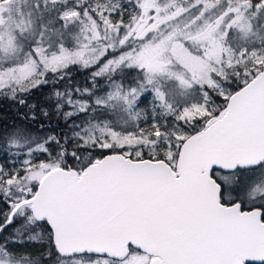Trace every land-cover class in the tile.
<instances>
[{"label":"snow or ice","instance_id":"snow-or-ice-1","mask_svg":"<svg viewBox=\"0 0 264 264\" xmlns=\"http://www.w3.org/2000/svg\"><path fill=\"white\" fill-rule=\"evenodd\" d=\"M0 98V264H264V0H0Z\"/></svg>","mask_w":264,"mask_h":264},{"label":"rangeland","instance_id":"rangeland-1","mask_svg":"<svg viewBox=\"0 0 264 264\" xmlns=\"http://www.w3.org/2000/svg\"><path fill=\"white\" fill-rule=\"evenodd\" d=\"M76 81L83 82L84 76L82 74L77 73L75 78ZM46 89H41L34 91L32 96L29 98V104L32 103H43L44 95L46 94ZM27 109H21L18 105L13 102L0 98V126L11 125L14 122H18L17 117L26 112ZM56 122L52 124L55 126ZM59 130V129H58Z\"/></svg>","mask_w":264,"mask_h":264},{"label":"trees","instance_id":"trees-1","mask_svg":"<svg viewBox=\"0 0 264 264\" xmlns=\"http://www.w3.org/2000/svg\"><path fill=\"white\" fill-rule=\"evenodd\" d=\"M73 76H74V78H76L77 73H73ZM54 123H55V120L52 121V124H54Z\"/></svg>","mask_w":264,"mask_h":264}]
</instances>
